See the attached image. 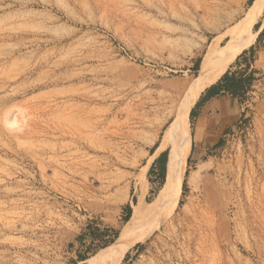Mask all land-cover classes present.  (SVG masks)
<instances>
[{
	"label": "rangeland",
	"instance_id": "1",
	"mask_svg": "<svg viewBox=\"0 0 264 264\" xmlns=\"http://www.w3.org/2000/svg\"><path fill=\"white\" fill-rule=\"evenodd\" d=\"M252 2L0 0V264H87L116 242L164 185L179 84ZM254 30L225 71L253 78L240 116L190 145L175 205L121 264H264V17Z\"/></svg>",
	"mask_w": 264,
	"mask_h": 264
},
{
	"label": "bare ground",
	"instance_id": "2",
	"mask_svg": "<svg viewBox=\"0 0 264 264\" xmlns=\"http://www.w3.org/2000/svg\"><path fill=\"white\" fill-rule=\"evenodd\" d=\"M261 17H264V0H253L241 20L209 43L200 61L197 77L187 83L184 81L185 86L179 84L178 100L170 112L173 117L170 125L162 132L159 144V149L168 151L162 189L150 203H144L140 199L133 206L131 217L121 229L116 242L98 252L87 264H121L127 251L145 240L158 225L159 214L156 212H165L175 205L191 145L189 112L202 91L214 85L236 55L255 38V23Z\"/></svg>",
	"mask_w": 264,
	"mask_h": 264
},
{
	"label": "crops",
	"instance_id": "3",
	"mask_svg": "<svg viewBox=\"0 0 264 264\" xmlns=\"http://www.w3.org/2000/svg\"><path fill=\"white\" fill-rule=\"evenodd\" d=\"M241 111L238 100L229 95L213 96L202 101L194 117L191 150L215 143L227 128L236 123Z\"/></svg>",
	"mask_w": 264,
	"mask_h": 264
},
{
	"label": "trees",
	"instance_id": "4",
	"mask_svg": "<svg viewBox=\"0 0 264 264\" xmlns=\"http://www.w3.org/2000/svg\"><path fill=\"white\" fill-rule=\"evenodd\" d=\"M252 1V0H251ZM252 47L250 48L249 52L252 51ZM248 53V51H244L239 57H243ZM249 66L246 67V69H248ZM251 73H253V71H251ZM251 75L249 77H245L242 78V74L240 72H230L227 71L226 73H224L222 75V77L214 84L212 85L210 88H208L206 90V94L204 95V97L202 99H200L196 106H199V104L208 99L209 97H213V96H226L229 95L231 97H240L241 95H243L245 93L246 90H248L250 88L251 82L253 80V78H250ZM191 117H195L194 111L192 110L190 113ZM164 156V154L160 155V158H162ZM161 162V161H160ZM161 170L162 172L164 171V163H161ZM127 211H130V208H127ZM87 229H89V226L87 227ZM85 258H82V260Z\"/></svg>",
	"mask_w": 264,
	"mask_h": 264
}]
</instances>
